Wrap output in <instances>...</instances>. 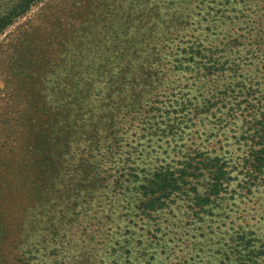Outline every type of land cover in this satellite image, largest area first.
<instances>
[{"label": "rangeland", "instance_id": "rangeland-1", "mask_svg": "<svg viewBox=\"0 0 264 264\" xmlns=\"http://www.w3.org/2000/svg\"><path fill=\"white\" fill-rule=\"evenodd\" d=\"M13 3L0 0V13ZM172 8L170 0H39L0 31V264H45L44 241L64 231L58 264H264V0L235 8L239 33L257 42L245 40L251 50L235 73L127 84L71 127L67 152L48 159L34 185L20 180L30 113L59 109L78 90L74 80H104L126 48L154 44ZM170 126L175 135L165 134ZM133 148L144 170L121 187L130 171L120 157ZM161 162L183 182L168 205L143 213L146 168ZM220 167L221 191L206 203ZM23 242L33 258L16 256Z\"/></svg>", "mask_w": 264, "mask_h": 264}, {"label": "trees", "instance_id": "trees-1", "mask_svg": "<svg viewBox=\"0 0 264 264\" xmlns=\"http://www.w3.org/2000/svg\"><path fill=\"white\" fill-rule=\"evenodd\" d=\"M38 1L14 0L7 11L0 13V31L16 17L23 14L31 4ZM243 1L170 0L173 5L171 18H168V24L162 30H155L151 35L154 37V44L146 42L139 48H126V58L117 62L112 61L113 63L111 62L112 65L107 71L109 75L104 80H74L72 86L80 85L78 90L71 94H63L61 99H65V101L59 109L49 110L50 108L46 107L30 113L31 120L27 124L29 138L20 142L25 157L29 159L28 167L27 172L20 176V180L25 181L30 177L32 185H34L37 182V174L45 169L47 160L52 159L56 152H67L66 147L74 139L71 127L86 125L90 120V116L87 117L86 113H90L97 107L100 110L107 108V97L121 94L127 84L132 83L130 88H133V84H138L143 80L149 87L156 88L171 75L177 77L184 71L194 73L196 76L207 77L214 72L222 76L226 70L235 73L237 69H240L241 53H249L251 50L249 44L245 45V40L254 39L251 43L255 44L256 42L254 34L249 36V30L239 33L241 29L235 23L238 18L235 8ZM187 10H190V13H187ZM231 24L233 25L229 27ZM226 30H230L228 35L224 34ZM227 37L229 39H226ZM70 88L72 87L70 86ZM67 98H70V101L66 100ZM185 101L181 100V103L184 104ZM95 102H98V105ZM208 103L211 101L208 100ZM112 109L108 111L110 114L118 110V106L115 105ZM261 113L264 114V110ZM42 115H44L43 119ZM103 115H97L94 118L99 120ZM176 133L177 130H174L173 126H170L165 132L166 135H175ZM76 138L78 139L79 136ZM171 148H175V146L173 145ZM259 155L261 160L259 164H262L264 148L259 149ZM142 158V154L138 155L134 148L133 151H128L125 156L120 157V166L128 168L130 172L122 175L123 180L118 183L119 186L123 187L125 182L131 181L130 177L136 167L145 166ZM9 161L11 160L9 159L8 163H10ZM170 167L169 164L163 162L156 166H147L148 178L144 176L143 179L145 190L139 196L143 207L141 212L163 208L168 205L170 196L180 189L183 181L174 175L175 170ZM139 170H144V168ZM223 174L222 168H218L209 191L201 200L210 203L211 195L213 199L218 196L223 185ZM26 192L31 194L33 188ZM14 193L15 191L11 193L13 199ZM45 201L49 207L50 200L47 198ZM69 236L65 231L60 234L55 232L48 240L44 241L40 249L46 257L45 264H58V257L66 250ZM31 244L23 242L17 248L16 256L33 258L34 250ZM128 253L130 250L126 249V254L128 255Z\"/></svg>", "mask_w": 264, "mask_h": 264}]
</instances>
